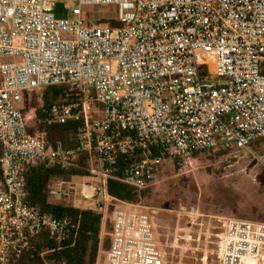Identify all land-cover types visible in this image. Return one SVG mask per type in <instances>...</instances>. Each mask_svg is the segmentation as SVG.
<instances>
[{
    "label": "built area",
    "instance_id": "2783aa9c",
    "mask_svg": "<svg viewBox=\"0 0 264 264\" xmlns=\"http://www.w3.org/2000/svg\"><path fill=\"white\" fill-rule=\"evenodd\" d=\"M58 3L65 17L56 16ZM84 6L116 7L117 25L86 19ZM51 87L65 88L49 118L77 125L73 147L32 134L22 112L25 96ZM259 140L264 0H0V264H11L42 232L63 242L71 226L27 201L29 168L69 169L94 156L104 203L89 181L81 187L94 195L80 196L96 201L105 218L108 201H117L105 181L118 154L143 152L119 181L146 190L167 160L250 152ZM253 156L264 165V156ZM78 186L58 180L49 194L68 199ZM119 203L102 264H166L151 215ZM212 257L202 264H264V223L224 219Z\"/></svg>",
    "mask_w": 264,
    "mask_h": 264
},
{
    "label": "rangeland",
    "instance_id": "374dc122",
    "mask_svg": "<svg viewBox=\"0 0 264 264\" xmlns=\"http://www.w3.org/2000/svg\"><path fill=\"white\" fill-rule=\"evenodd\" d=\"M59 1L77 3L78 0ZM82 10L86 19L94 23L103 20L113 22L118 16V10L113 6H84ZM217 83L224 82L217 80ZM42 104L43 91L24 97L21 107L29 130L32 134H43L52 146L60 143L66 148L73 147L77 132L57 134V141L51 143L48 133L41 130L44 122L36 118V110ZM251 152L263 157L264 140L252 144L250 152L229 155L219 149L197 155L188 162L167 160L159 168L153 184L135 205L151 215L166 264H202L205 258L210 261L224 219L264 223V165ZM80 170L90 176L79 177L77 184L84 186L85 181L91 182L97 189L94 193L96 198L103 204L104 198L98 191L102 179L96 158H90L86 165L80 166ZM81 205L95 208L92 201ZM109 217L107 213L101 234L103 246L96 264H102L110 248L112 225Z\"/></svg>",
    "mask_w": 264,
    "mask_h": 264
},
{
    "label": "trees",
    "instance_id": "16d2710c",
    "mask_svg": "<svg viewBox=\"0 0 264 264\" xmlns=\"http://www.w3.org/2000/svg\"><path fill=\"white\" fill-rule=\"evenodd\" d=\"M55 14L58 18L65 17L66 14L61 3L56 4ZM98 24H108L113 27L117 25L114 21L107 22L106 20L100 21ZM64 91L63 87H51L44 90L43 104L36 110V118L44 122L41 130L48 133L51 143L57 141L58 138L55 135L68 131L76 133L77 130V125L73 123L61 125L52 122L49 118L50 107L62 98ZM22 112L26 116L23 108ZM29 131L31 132V130ZM220 152L224 153L222 150ZM200 154L203 153H195L193 157ZM159 155L160 152L157 149H150L151 157ZM92 157L88 154L80 156L76 165L69 169L36 166L26 170L27 201L43 213L57 218H69L71 226L66 239L61 243L52 238L48 232H42L35 236L29 248L19 257L14 258L11 264H96L103 246L101 234L106 218L96 208L76 207L65 201H54L49 194L55 180L90 176L88 172L80 170V166L86 165ZM142 157V151L116 156V162L110 170V177L105 181L106 192L111 198L123 203H139L140 197L145 195L147 189L138 190L119 180L124 179L126 169L140 161ZM117 201H108V214L121 205Z\"/></svg>",
    "mask_w": 264,
    "mask_h": 264
},
{
    "label": "crops",
    "instance_id": "0c3cea01",
    "mask_svg": "<svg viewBox=\"0 0 264 264\" xmlns=\"http://www.w3.org/2000/svg\"><path fill=\"white\" fill-rule=\"evenodd\" d=\"M78 178L79 177H73L72 179L66 180V181H68L71 184H77ZM58 180H65V179H58ZM77 190H78V193H76L75 196H71L68 199H64V200H60V201H65L67 204H72L76 207H83L84 208V206H82L81 204H88L90 201L89 202L84 201L80 196V192L83 190L84 193H87L90 196H92L94 194L90 188H82L80 185L78 186ZM52 200H54V199L52 198ZM54 201H56V200H54ZM95 202L93 201V203H95Z\"/></svg>",
    "mask_w": 264,
    "mask_h": 264
}]
</instances>
